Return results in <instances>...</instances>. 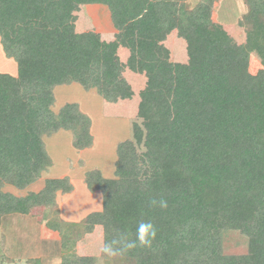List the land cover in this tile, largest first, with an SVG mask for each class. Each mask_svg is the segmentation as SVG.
I'll list each match as a JSON object with an SVG mask.
<instances>
[{
	"label": "trees",
	"instance_id": "1",
	"mask_svg": "<svg viewBox=\"0 0 264 264\" xmlns=\"http://www.w3.org/2000/svg\"><path fill=\"white\" fill-rule=\"evenodd\" d=\"M219 1L189 9L187 0H0L1 42L19 65L18 77L0 73V223L56 206L58 193L73 191L68 178L48 179L24 196L4 190L27 189L51 165L45 136L66 130L76 149L92 145L90 118L76 103L56 113L54 88L76 83L119 104L134 96L124 75L130 71L146 77L136 118L140 137L118 145V181L110 191L99 171L87 173V188L106 195L104 210L80 225L85 235L103 227V244L124 250L118 256L130 264H264V0H245L243 42L213 21ZM86 5L108 8L114 40L77 32L74 13ZM174 32L185 44L184 61L164 44ZM253 54L263 66L256 74ZM176 171L180 180L168 177ZM161 199L166 208L152 204ZM108 205L127 208V231L119 224L110 231L107 213L115 211ZM144 221L174 233L126 251ZM49 224L68 249L72 234L63 226L72 225ZM224 231L245 235L248 253L224 254ZM95 261L73 253L62 264Z\"/></svg>",
	"mask_w": 264,
	"mask_h": 264
},
{
	"label": "rangeland",
	"instance_id": "2",
	"mask_svg": "<svg viewBox=\"0 0 264 264\" xmlns=\"http://www.w3.org/2000/svg\"><path fill=\"white\" fill-rule=\"evenodd\" d=\"M200 1L187 0V7L193 9ZM248 11L249 9L245 0H220L214 6L212 18L216 24L226 28L238 42H243L245 30L241 24L243 23L244 17L248 14ZM74 16L78 33L95 31L101 35L104 41H112L115 39L117 31L112 24L110 12L106 6H81L74 13ZM164 44L170 49L174 59L186 60L185 44L176 36V32L169 36ZM119 54L123 61L128 55L125 49L122 52L120 51ZM262 68L263 66L259 58L253 54L250 58L251 73L256 74ZM10 72L17 74V60L9 57L5 53L0 38V73L10 74ZM124 75L132 86L135 98H138L139 93L146 86V77L130 71H127ZM94 93L96 95L95 98ZM54 94L57 101V106H55L57 110L65 102H78L82 106L84 104L83 107L85 110L87 109V114L85 113V115L91 120V130L95 141L90 146V150L86 148V151H79L73 146L71 139L73 134L71 131L64 130L65 133L70 135V139H67L66 134H56V137L54 134V136H46V150L51 159V165L46 167L42 172L41 178L32 186L22 191L12 186H6L4 188L7 192L24 196L30 191L41 190L46 181L45 179L58 178V176L66 172L70 174L75 185L73 186V191L70 193H58L56 206L35 210L30 215L13 214L4 216L1 219L0 255L4 257L3 264H62L63 258L69 257L73 253L79 257H93L96 259L95 264H130L129 261H126L120 256L108 257L103 254L102 249L105 234L103 227H98L91 235H85L81 227L89 213L103 211V201L106 195L104 191L98 192L100 194L92 192L90 194L91 196L87 194L89 191L82 176L85 174L86 178L87 173L94 171V169L97 171L96 168L104 173L103 168H111L112 164L115 165L117 147L130 134L128 119L120 118V113L110 110L105 111L106 114L104 115L102 98L95 90H86L79 84L72 83L56 86ZM88 95H91L92 102ZM85 171L86 173H83ZM66 177L70 179L68 175ZM168 177L174 178L175 180L182 178L177 171L172 173L168 172ZM73 192L74 194H72ZM134 200L139 205L138 201L136 199ZM115 204H120L119 200H115ZM107 208L110 211H115V213H107L108 218L110 216V231L114 233L116 230H119L118 228H114L113 224H119L123 231H127L128 226L123 225L127 223L124 220L125 214L127 213L125 209L127 208L122 207L123 209L119 212H116L117 207L113 208L108 205ZM129 213V216H132V212ZM58 221L63 224L72 225V227L63 226V230L68 236L72 234L68 249L64 246L63 237L50 227L49 223ZM155 228L157 230V238L153 241L155 243L160 242L174 233L170 229L164 231L160 226ZM126 233L129 236L132 235L131 230ZM248 242V238L239 231L223 232L222 248L226 255L247 254L249 250Z\"/></svg>",
	"mask_w": 264,
	"mask_h": 264
},
{
	"label": "crops",
	"instance_id": "3",
	"mask_svg": "<svg viewBox=\"0 0 264 264\" xmlns=\"http://www.w3.org/2000/svg\"><path fill=\"white\" fill-rule=\"evenodd\" d=\"M17 65H18V63H17ZM8 74V73H7ZM10 75H12V76H15V77H18L19 76V65H18V72H17V74H13V72L11 73L10 72ZM55 89V88H54ZM53 93H54V90H53ZM88 94H92V93H88ZM94 95V98L96 97V95H95V93L93 94ZM89 96V98L91 99V95H88ZM139 96H140V93H139ZM54 97H55V101H54V104H53V106H52V109L56 112V113H58L59 112V110L64 106V105H66V104H72V103H76V104H78L79 105V110L83 113V114H87V112H86V110H85V108L83 107L84 106V104H83V106H82V104H79L78 102H65L62 106H59L60 108L57 110L56 108H55V106H57V101H56V96H55V94H54ZM93 98V99H94ZM98 98V97H97ZM137 99V100H136ZM102 100H103V98H102ZM140 100V97H136L135 98V93H134V96H133V99H131V100H127V101H124V102H121V103H119V104H112V103H109V102H107V101H105V100H103V103H102V107H103V109H104V115L106 114V112L105 111H115V112H117V113H120V118H124V119H128V122H129V127H130V134H129V136L124 140V141H127V140H133V141H137V140H139V137H140V135L139 134H137V133H139V129L137 128V125H136V118H137V113H138V105H139V101ZM79 101H80V99H79ZM91 102H92V99H91ZM98 102V101H97ZM89 104V103H88ZM82 107V108H81ZM90 107V106H89ZM102 109V110H103ZM56 134H59V135H62V134H66L65 136H67V139L69 138H71L70 137V135H68L67 133H65V131L64 130H61V131H59V132H57V133H55L54 135H55V137H56ZM53 135V136H54ZM91 135H92V139H93V142H92V144L94 143V141H95V138H94V136H93V134H92V130H91ZM46 136L43 138V140H44V143H45V146H46V149H47V144H46ZM72 141H73V136H72ZM143 139H141L140 140V142L142 141ZM48 141H50V139H48ZM97 141V140H96ZM124 141H122V142H124ZM121 142V143H122ZM92 146V145H91ZM91 148H95V147H91ZM87 149H89L90 150V147H88ZM85 151H86V149H84ZM79 151H83V150H79ZM116 156H117V154H116ZM117 160V159H116ZM116 160H115V163H116ZM104 170H103V172L104 173H102V171L99 169L98 170V168H96V170L97 171H99L101 174H102V176H103V178L105 179V181H107V183H109V184H112V185H110V188L107 190V191H110L112 188H114L113 186L114 185H116L117 184V181H118V179L116 178V176H115V165H113L112 164V166H111V168L109 167H107L106 169L105 168H103ZM111 169V170H110ZM93 170V169H92ZM95 170V169H94ZM89 171H91V170H89ZM83 173H86V171L85 172H83ZM52 175V174H51ZM66 175H68L69 177H70V179H71V182H72V184H73V186H75L74 185V183H73V179L71 178V176H70V174H68L67 172L65 173V174H62V175H60V176H58V178H52V179H63V178H67L66 177ZM109 177V178H108ZM82 178H83V181L85 182V174H83V176H82ZM48 179H51V178H48ZM48 179H45V180H48ZM69 179V180H70ZM44 186V185H43ZM43 188V187H42ZM108 188V187H107ZM76 189V188H75ZM88 191H89V193L87 192V194H91L92 192L88 189ZM74 192H75V190H74ZM74 192L72 193V194H74ZM98 192H101V191H96L95 192V194H100V193H98ZM102 194V193H101ZM75 195H76V192H75ZM91 196V195H90ZM94 196V195H93ZM99 199V198H98ZM103 203H104V201H103ZM60 204V203H59ZM104 205H105V203H104ZM105 207V206H104ZM102 210H104V208L102 209ZM96 212H98V211H96ZM92 213V212H91ZM90 214V213H89ZM88 214V215H89ZM87 215V216H88ZM72 216H73V214H72Z\"/></svg>",
	"mask_w": 264,
	"mask_h": 264
},
{
	"label": "clouds",
	"instance_id": "4",
	"mask_svg": "<svg viewBox=\"0 0 264 264\" xmlns=\"http://www.w3.org/2000/svg\"><path fill=\"white\" fill-rule=\"evenodd\" d=\"M153 205H157L161 208H166L167 207V202L163 199L159 201H152ZM157 238V230L155 226L150 222V221H144L138 224L137 229H136V239L132 242H130L127 245V250H131L139 244L140 246H145V247H151L153 241ZM103 254L108 257H115L123 252L124 250L117 249L112 247L110 244H105L103 249Z\"/></svg>",
	"mask_w": 264,
	"mask_h": 264
}]
</instances>
